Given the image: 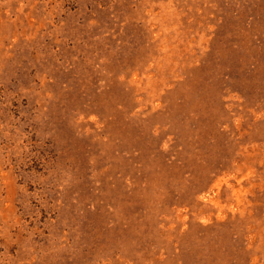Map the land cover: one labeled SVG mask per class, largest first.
I'll return each mask as SVG.
<instances>
[{
    "label": "rangeland",
    "instance_id": "obj_1",
    "mask_svg": "<svg viewBox=\"0 0 264 264\" xmlns=\"http://www.w3.org/2000/svg\"><path fill=\"white\" fill-rule=\"evenodd\" d=\"M0 264H264V0H0Z\"/></svg>",
    "mask_w": 264,
    "mask_h": 264
}]
</instances>
